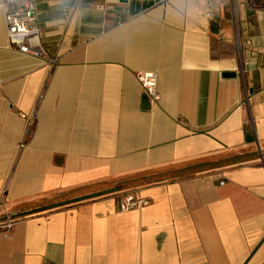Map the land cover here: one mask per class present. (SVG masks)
<instances>
[{
  "label": "crops",
  "instance_id": "1",
  "mask_svg": "<svg viewBox=\"0 0 264 264\" xmlns=\"http://www.w3.org/2000/svg\"><path fill=\"white\" fill-rule=\"evenodd\" d=\"M31 29L54 64L0 8V264H264V0H38Z\"/></svg>",
  "mask_w": 264,
  "mask_h": 264
},
{
  "label": "built area",
  "instance_id": "2",
  "mask_svg": "<svg viewBox=\"0 0 264 264\" xmlns=\"http://www.w3.org/2000/svg\"><path fill=\"white\" fill-rule=\"evenodd\" d=\"M38 0H0L3 11L6 34L11 46L20 52L35 57L47 59L54 64L56 59L47 58L38 43H32L36 33L31 26L36 20V3ZM104 9L103 7H98ZM144 94L153 101L159 100L157 90V76L153 72H143L138 75ZM145 201L132 195H127L119 204L120 211H126L135 206L144 204ZM4 218L0 221V235H6L16 224L17 219L12 218L3 207Z\"/></svg>",
  "mask_w": 264,
  "mask_h": 264
},
{
  "label": "rangeland",
  "instance_id": "3",
  "mask_svg": "<svg viewBox=\"0 0 264 264\" xmlns=\"http://www.w3.org/2000/svg\"><path fill=\"white\" fill-rule=\"evenodd\" d=\"M157 177H159V178H161V179H164V180H168V179H171V175L170 174H166V175H161V176H151V178H149L150 180H153V179H155V178H157ZM147 181V180H146ZM136 184H138V182L136 183ZM126 185H134V183L132 182H128Z\"/></svg>",
  "mask_w": 264,
  "mask_h": 264
},
{
  "label": "trees",
  "instance_id": "4",
  "mask_svg": "<svg viewBox=\"0 0 264 264\" xmlns=\"http://www.w3.org/2000/svg\"><path fill=\"white\" fill-rule=\"evenodd\" d=\"M146 180H147L148 182H149V181H151V182H152V181H159V180H162V179H161V178H159V177H157V178H155V179H153V180H150L149 178H148V179H146Z\"/></svg>",
  "mask_w": 264,
  "mask_h": 264
},
{
  "label": "water",
  "instance_id": "5",
  "mask_svg": "<svg viewBox=\"0 0 264 264\" xmlns=\"http://www.w3.org/2000/svg\"><path fill=\"white\" fill-rule=\"evenodd\" d=\"M123 1H126V0H123ZM234 74L233 73H225L224 74V76H227V77H229V76H233Z\"/></svg>",
  "mask_w": 264,
  "mask_h": 264
}]
</instances>
